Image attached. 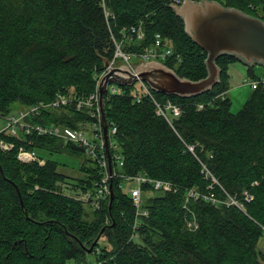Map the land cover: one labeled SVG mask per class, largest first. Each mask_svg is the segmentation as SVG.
<instances>
[{
  "label": "trees",
  "instance_id": "obj_1",
  "mask_svg": "<svg viewBox=\"0 0 264 264\" xmlns=\"http://www.w3.org/2000/svg\"><path fill=\"white\" fill-rule=\"evenodd\" d=\"M213 1L264 21V0ZM173 6L180 5L0 0V117L14 113V104L19 110L50 105L58 95L88 97L113 59L115 42L123 53H140L158 35L172 50L162 64L179 78L206 79L208 54L185 32ZM138 26L142 40L124 37ZM236 62L232 55L217 57L218 82L196 96L151 90L152 97L137 102L135 84L104 95L105 121L116 127L112 140L121 155L111 160L110 207L109 197L98 208L78 198L94 192L102 174L83 148L35 132L0 133L12 146L0 148V264H85L88 255L102 264H264L257 250L264 235V89L251 90L232 113L227 92ZM254 67H247L251 80L259 79ZM166 102L181 110L169 122L155 112ZM86 111L74 105L41 110L28 122L76 129L89 120ZM20 149L69 155L78 160L77 176L37 155L22 162ZM137 175L170 186L148 198L155 190L142 185L141 214L122 189ZM190 190L197 196L186 201Z\"/></svg>",
  "mask_w": 264,
  "mask_h": 264
},
{
  "label": "built area",
  "instance_id": "obj_2",
  "mask_svg": "<svg viewBox=\"0 0 264 264\" xmlns=\"http://www.w3.org/2000/svg\"><path fill=\"white\" fill-rule=\"evenodd\" d=\"M177 5L181 4V0H175ZM124 37L128 40H132L135 37L136 40H142L144 37L141 27L131 28L129 33L124 32ZM121 43L115 42V53L112 61L109 63V67H114L118 59H122L123 63L134 72V68L139 63L147 62H160L172 55V50L166 44L162 45L160 36H156L154 44L150 47L145 48L140 53H123L120 48ZM134 59V62L131 60ZM105 71L98 77L96 90L86 98L76 96H64L58 95L55 101L50 105H36L26 107L17 110L7 116L0 117L4 120V126L0 128V133H5L10 136H16L19 133L31 134L32 132L42 136H51L61 139L64 143H73L83 148L85 155L94 162L100 169L101 179L94 184V192H87L82 198L84 202H89L93 208H98L101 200L109 197V185L112 177L115 175L112 171L111 166L109 167L108 158L106 154V147L109 149L111 160H121V155L117 152V146L113 142L112 137L116 133V127L107 128L108 143L104 140L102 119H101V106L99 93L97 90L98 84L102 76L106 73ZM135 84L138 85L140 96H136L135 100L140 101L141 97H152L151 89L142 81L138 80ZM248 87L251 90L259 87L264 89V77L257 80H250L247 82ZM107 94H119V90L116 84H109L107 87ZM74 105L77 110L87 109L86 114L89 120L78 123V128L62 127L55 125H36L28 122V119L33 116H40L41 110H53L60 107ZM155 112L158 116H162L166 121H170L172 117H176L180 114L181 110L178 106L166 102L164 105L156 104ZM12 146L0 141V148L3 150H9ZM112 150V154L110 152ZM18 160L22 162H30L36 158L33 152H26L22 149L19 150L17 155ZM129 188L128 194L132 198V201L137 208V213L141 214V187L142 185L148 184L155 191H167L170 186L168 183L152 180L143 175H137L132 178H127ZM197 194L190 190L187 193L186 201L189 198L196 197ZM191 226V224H190ZM85 264H102L94 260V262H87Z\"/></svg>",
  "mask_w": 264,
  "mask_h": 264
},
{
  "label": "water",
  "instance_id": "obj_3",
  "mask_svg": "<svg viewBox=\"0 0 264 264\" xmlns=\"http://www.w3.org/2000/svg\"><path fill=\"white\" fill-rule=\"evenodd\" d=\"M173 8L176 15L182 19L185 32L208 54L206 60L208 76L197 82L182 79L173 70L156 61L140 63L135 66L134 72L126 65L109 67V63H105L107 71L100 79L97 90L106 145L108 136L103 98L109 84L130 87L140 80L154 92L184 98L202 94L218 82L220 70L216 67L215 60L221 55L235 56L245 67H264V21L261 19L251 17L237 9L225 8L213 0H183L180 6ZM106 154L110 167L108 147ZM109 191L110 207L114 199L111 183Z\"/></svg>",
  "mask_w": 264,
  "mask_h": 264
},
{
  "label": "rangeland",
  "instance_id": "obj_4",
  "mask_svg": "<svg viewBox=\"0 0 264 264\" xmlns=\"http://www.w3.org/2000/svg\"><path fill=\"white\" fill-rule=\"evenodd\" d=\"M119 60V59H118ZM131 62H134V59L131 60ZM116 64L114 67H118L120 65H126L123 63V60L121 59L120 63L116 61ZM140 64V63H139ZM254 73L258 78L264 77V67L262 66H255L254 67ZM102 74V73H101ZM251 78L247 74V67L242 65L240 62H236L232 64L229 67V90L227 92V97L231 101V112L236 113L245 102L247 96L251 92V89L248 87L247 82L250 81ZM135 87L138 89V85L135 84ZM101 106V105H100ZM18 105H13V112L17 111ZM4 126V120L0 118V128ZM36 155L38 157H41L42 159H50L52 161H55L59 165V172L62 174H67L70 176H77L76 169L78 168V160L75 158H72L69 155L65 154H49L44 151H36ZM65 192L68 194H73L70 190V185H65ZM129 188L128 182L122 184V189L127 192ZM158 192L152 191L147 192L145 195L146 197H154ZM84 194H79L82 198L84 197ZM142 195H141V204H142ZM89 206L86 205V210H89ZM99 242L102 244L106 243L104 237H101L99 239ZM109 248V247H108ZM257 250L259 253H261L264 257V235L259 239L257 243ZM87 262H94L93 255H88V261Z\"/></svg>",
  "mask_w": 264,
  "mask_h": 264
}]
</instances>
